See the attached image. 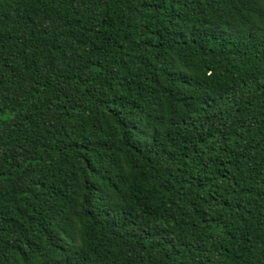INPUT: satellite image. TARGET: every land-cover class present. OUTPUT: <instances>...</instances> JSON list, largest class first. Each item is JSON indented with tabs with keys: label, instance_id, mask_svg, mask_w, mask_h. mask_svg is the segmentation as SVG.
<instances>
[{
	"label": "trees",
	"instance_id": "1",
	"mask_svg": "<svg viewBox=\"0 0 264 264\" xmlns=\"http://www.w3.org/2000/svg\"><path fill=\"white\" fill-rule=\"evenodd\" d=\"M0 264H264V0H0Z\"/></svg>",
	"mask_w": 264,
	"mask_h": 264
}]
</instances>
